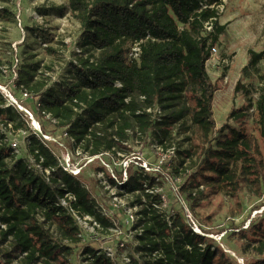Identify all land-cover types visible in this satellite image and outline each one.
I'll return each instance as SVG.
<instances>
[{
  "label": "trees",
  "instance_id": "16d2710c",
  "mask_svg": "<svg viewBox=\"0 0 264 264\" xmlns=\"http://www.w3.org/2000/svg\"><path fill=\"white\" fill-rule=\"evenodd\" d=\"M213 1L68 0L82 32L77 44L79 51L73 50L78 56L72 62V79L67 83L51 84V75L36 53L25 51L12 71V59H3L0 52V84L6 85L32 111L41 126L40 132L30 127L28 150L44 169L43 175L26 159L17 158L7 141L2 125L12 122L15 130L27 127L28 116L16 104L7 103L0 88V201L7 211L2 217L6 224L2 234L14 239L23 264L71 263L74 253L71 243L82 240L77 216L89 215L105 231L115 226L82 176L60 164L44 135H60L72 149L79 148L81 153L96 158L106 154L112 162L132 151L127 144L130 139L139 144L150 138L166 153L177 132L187 134L189 117L191 121L211 122L214 92L219 87L210 78L207 61L226 28V24L218 21L219 12L212 6ZM155 3L167 6L170 15L160 16L151 8ZM178 23L187 27L178 30ZM206 23L213 29H204ZM29 28L34 37L44 42L54 36L48 30ZM120 39L140 41L139 58L130 57V50ZM95 48L105 50L98 59L93 58ZM46 49L56 52L51 45H46ZM263 57L264 51H251L250 62L256 65ZM183 71L200 88L196 109L183 102L177 107L163 108L159 115L153 116L143 101L132 94L129 82L133 76L157 89L160 80L176 77ZM241 86L238 82L236 89ZM255 114L264 142V94L256 102ZM245 115L241 109L229 112L235 120ZM46 121L55 125L53 131L47 128ZM221 132L227 137L225 144L232 149L209 145L194 173L197 183L216 181L237 195L244 172L261 184L264 163L256 138L243 128L223 127ZM54 143L59 145L60 140ZM175 156L178 163L172 172L184 167L189 150L178 148ZM167 157L160 168L150 170L144 168L141 158L128 160L126 175L115 169L110 172L106 165L101 169L111 184L135 194L137 203L142 205L139 212L144 222L139 249L146 257V264H215L219 253L220 256L224 253L212 239L193 230L191 223L176 227L170 224L162 204L167 199L174 206L182 199L169 173L164 171L174 160V156ZM200 195L201 191L188 199L193 204ZM40 218L57 223L70 244L48 239L37 241L30 232L44 234ZM251 231L256 257L249 264H264V226L254 223ZM81 254L82 261L91 264H113L104 251L88 244L83 246Z\"/></svg>",
  "mask_w": 264,
  "mask_h": 264
},
{
  "label": "rangeland",
  "instance_id": "374dc122",
  "mask_svg": "<svg viewBox=\"0 0 264 264\" xmlns=\"http://www.w3.org/2000/svg\"><path fill=\"white\" fill-rule=\"evenodd\" d=\"M212 6L218 9V21L226 24V28L219 35L218 41L212 48L211 57L207 61L210 78L219 87L214 92L211 122H203L200 119L191 121L189 117L190 129L187 134L177 132L172 147L166 153H163L161 147L150 138L139 144L130 139L127 144L132 151L121 154V158H114L112 162L108 161L109 155L106 154L96 158L81 153L79 148L72 149L67 144V140L60 135L43 136L60 164L68 167L72 173L82 176L103 211L115 223L114 227L105 231L92 223V220L87 222L77 219L82 240L78 244L71 243L74 253L70 257L69 264H91L82 261V248L87 244L97 249L113 247L118 264H127L125 257H130L134 264H146V257L139 249L144 222V217L139 212L142 205L137 203L135 194L126 193L111 184L105 171L101 169L106 165L110 172L115 169L125 175L128 160L135 157L141 158L145 169H149L148 167L158 169L167 156H174L172 166L171 163L168 164L164 167V171L169 173L170 180L176 184L182 200L181 203L177 202L171 206L166 199L162 206L167 212L170 224L174 227L191 223L193 230L200 228L203 234L220 247L224 254L220 256L219 253L215 264H249L256 257L253 248L256 243L250 239V236L253 235L251 229L254 223L264 226V179L258 184L250 175L242 172L240 191L237 195H233L216 181L198 184L194 173L204 150L209 145L232 149L225 144L227 137L221 132L223 127L229 126L243 128L256 138L264 163V142L257 129L255 114L256 102L264 94V57L256 65L250 62L251 51H264V0H214ZM0 8L2 9L0 52L3 59H12V71H15L23 53L31 51L36 53V58L40 59L48 69L51 84L59 81L69 82L72 79V62L78 56L74 55L73 50L79 51L77 44L82 28L79 20L71 13L68 0H0ZM151 8L159 12L160 16L171 13V10L162 3H155ZM29 27L48 30L54 36L48 42H44L36 35L34 37ZM186 27L181 23L177 25L178 30ZM204 29L213 28L206 24ZM191 33L196 35L193 31ZM120 41L130 50L129 56L133 57L131 52L137 42L128 39H120ZM46 45H51L56 52L47 50ZM104 51L93 49V58L98 59ZM238 82L242 86L237 90ZM129 85L133 96L143 101L153 116L159 115L163 108L177 107L183 102H189L196 109L197 93L200 90L185 71L176 77L160 80L157 89L150 87L137 76L132 77ZM0 88L7 97V103H10L13 95L9 88L6 85H1ZM19 105L25 106L20 102ZM232 109H241L246 115L235 120L229 116ZM34 118L37 120L35 116ZM27 120V127L20 129L15 130L12 122L2 127L17 158L26 159L37 173L43 175L44 169L28 150L30 127L36 128L32 124V119L27 117ZM46 126L51 131L55 129L52 122L46 121ZM37 132L40 130L37 129ZM186 137L190 139L187 140ZM56 139L60 140L59 145L54 143ZM178 148L188 149L189 156L184 167L172 172V167L178 163V158L175 156ZM136 167L137 165L134 166ZM45 170L48 174V169ZM199 191L201 195L192 204L193 200L188 199L189 195ZM6 212L0 201V264H23L22 254L14 239L2 234V229L6 227L2 217ZM39 224L44 229L43 235L30 232L37 241L48 239L70 244L69 237L62 234V229L57 223L40 218ZM118 240L124 241V246H121ZM49 264L55 263L50 261Z\"/></svg>",
  "mask_w": 264,
  "mask_h": 264
},
{
  "label": "built area",
  "instance_id": "2783aa9c",
  "mask_svg": "<svg viewBox=\"0 0 264 264\" xmlns=\"http://www.w3.org/2000/svg\"><path fill=\"white\" fill-rule=\"evenodd\" d=\"M136 42H137L135 44L136 46L132 49V52H131V54L134 55L133 58H139L140 52H141L140 41H136ZM117 84L118 85H121L120 81H118ZM0 87H1V84H0ZM11 98H12L11 99V102L14 103V104H16V105H18L19 107H21V109L27 114V116L30 119L34 118V114L32 113V111L30 109H28L25 106L23 107V106L19 105L18 100L16 98H14L13 96H11ZM44 136H46V135H44ZM127 164H128V162H127ZM145 167L147 168L148 166L146 165ZM148 168L149 169H147V170L152 169L150 167H148ZM65 169H68V167L65 166ZM74 174H76V173H74ZM125 175H126V173H125ZM71 197H72V195H69V198H71ZM62 202L64 204L67 203L65 200H63ZM77 219L80 220V221H87V222L89 220H90L89 222H91V220H92V218L89 215H86L84 217L77 216ZM92 223H95L98 227H100V225L96 221H93ZM194 230L197 231V232H199V233H202V230L200 228H197V229L195 228ZM118 243H121V246H124V241L118 240ZM101 250L106 253V255L112 260L113 264H118V259L115 258L116 251H115V249L113 247H109L108 246V247H106L104 249H101ZM125 260H126L127 264H134L133 262H131V258L130 257H125Z\"/></svg>",
  "mask_w": 264,
  "mask_h": 264
},
{
  "label": "water",
  "instance_id": "95a60500",
  "mask_svg": "<svg viewBox=\"0 0 264 264\" xmlns=\"http://www.w3.org/2000/svg\"><path fill=\"white\" fill-rule=\"evenodd\" d=\"M32 124L33 126H35L36 129L41 131L40 123L35 118H32Z\"/></svg>",
  "mask_w": 264,
  "mask_h": 264
}]
</instances>
